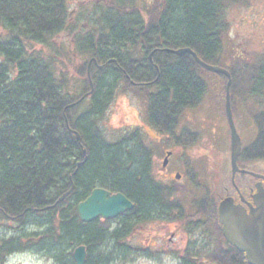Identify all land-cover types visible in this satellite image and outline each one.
Segmentation results:
<instances>
[{"label": "trees", "instance_id": "16d2710c", "mask_svg": "<svg viewBox=\"0 0 264 264\" xmlns=\"http://www.w3.org/2000/svg\"><path fill=\"white\" fill-rule=\"evenodd\" d=\"M252 1L154 0L147 6L114 0L92 17L99 29L82 33L69 28L67 0H0V264L25 250L75 264L79 245L86 249L85 264H113L137 249L151 256L155 252L132 245L129 237L136 225L153 220L175 222L188 234L185 246L173 250L180 264H248L223 237L215 204L204 208L196 200L194 211L185 213L175 183L153 176V151L138 125L111 140L100 121L118 95L133 92L168 146L194 144L198 133L177 129L178 121L184 109L201 102L209 71L189 53L163 49L189 47L208 63L221 59L230 9ZM63 32L84 60L72 82L66 48L58 59L59 52L48 58L35 49L55 46ZM223 67L231 74L234 111L237 97L263 102L264 52L231 56ZM250 113L258 134L244 152L259 146L264 154V110ZM97 187L121 192L133 208L112 219L81 221L77 204Z\"/></svg>", "mask_w": 264, "mask_h": 264}, {"label": "rangeland", "instance_id": "374dc122", "mask_svg": "<svg viewBox=\"0 0 264 264\" xmlns=\"http://www.w3.org/2000/svg\"><path fill=\"white\" fill-rule=\"evenodd\" d=\"M113 1L67 0L70 19L69 28L82 33L90 32L93 28L99 29L98 23L93 22L92 17L98 18L104 9L107 10V7L112 6ZM153 1L137 0V3L148 6ZM229 21L230 31L224 43L226 55L212 62L213 64L225 66L230 64L231 56L264 52V0H253L246 6L231 8ZM72 38L67 32H63L56 36L58 43H61V45L55 42V46L52 45L53 48L46 45H35V49L48 58L55 57L56 53L59 52L60 55L57 56V59L61 56L62 49L66 48L65 50L69 55L64 59V62H68V64L70 62L68 72L71 82L77 78H72V76H76L75 70L80 69L84 63L83 58L74 52L75 44ZM205 81L206 91L199 105L195 108L184 109L179 119V129L180 127H186L198 133V139L192 145L185 148L168 146L164 137L147 122L144 102L133 92L120 94L116 97L100 121L101 128L106 133V137L113 140L121 129L138 125L143 133L145 143L152 148V172L157 180H161L159 171L167 150L173 151L169 156L170 166L177 169L189 168L191 171H195V174H197V176L194 174L195 179H199V177L206 178L209 171L204 168L202 161L206 160L204 156H208L209 164L212 166L218 164V176L221 179L227 171L226 166L230 151L229 127L224 111V79L218 74L206 72ZM239 98L236 99L237 105L244 112L241 113L240 109L236 110L235 124L245 145L253 140L256 132V126L249 117L251 116L250 111L252 110L257 114L262 112L264 110V99L262 103H259L256 99L243 102ZM186 162L188 163L186 164ZM217 169H214V171ZM174 183L176 185L174 197L180 201L185 213L193 212L195 201L201 191L192 184H187L185 180L174 181ZM8 223L11 225V222ZM1 224L3 225L0 220V232L4 230V225L1 226ZM181 226L175 222H164V220H153L136 225L129 237V242L134 246L148 248L150 251L155 252L154 255L143 254L142 250L137 249L113 264H180L177 254L174 255L171 248L178 247L189 239L188 234H185L186 232ZM174 231L175 235L172 243L167 244L170 233ZM6 264L57 263L53 257L45 255V253L36 250H25L9 256Z\"/></svg>", "mask_w": 264, "mask_h": 264}, {"label": "water", "instance_id": "95a60500", "mask_svg": "<svg viewBox=\"0 0 264 264\" xmlns=\"http://www.w3.org/2000/svg\"><path fill=\"white\" fill-rule=\"evenodd\" d=\"M163 50L172 52L178 56L189 53L194 57L195 62L204 70L223 74L226 77L224 108L230 135V163L232 172L234 173L238 170L236 160L242 149V139L237 130L231 108L230 86L232 80L230 72L222 66L214 65L202 60L195 51L189 47H180L177 49L164 48ZM151 55L152 52L149 54L150 60ZM89 64L90 61L88 62V68ZM90 87L88 93L93 91V83L91 79ZM83 98L84 96L80 97L75 103L80 102ZM72 131L77 134V138L80 140L79 133L75 130ZM84 152L86 151L84 150ZM170 154L171 151L166 153L162 162L163 166L167 164L168 156ZM72 190L73 184L58 198L57 202L67 197ZM258 192L259 193L254 196L256 207L252 208L251 206L248 214H246L244 209H241L244 212H240L238 210L239 207L235 206L232 202V198L229 197L224 198L218 206V220L221 224L224 238L230 245L244 253L248 264H264V191L259 190ZM53 205L46 207H51ZM133 206V202L121 192L112 193L105 188L97 187L92 189L90 194L77 204V214L79 219L84 222L94 220L98 217L112 219L133 208ZM72 256L75 264H85V246H77L74 249ZM206 264L216 263L206 262Z\"/></svg>", "mask_w": 264, "mask_h": 264}, {"label": "flooded vegetation", "instance_id": "af4514ba", "mask_svg": "<svg viewBox=\"0 0 264 264\" xmlns=\"http://www.w3.org/2000/svg\"><path fill=\"white\" fill-rule=\"evenodd\" d=\"M254 124L256 126V123ZM257 126L253 140L243 146V151H241L237 158L238 170L234 173L231 170L229 156L226 166L227 171L221 179L218 176V164L212 166L209 164V157L204 156L206 159L205 161H202L204 163V168L210 172V175L208 172L205 179L200 177L199 179H195V173L193 171L186 170L185 168L177 169L176 167H171L170 163H168L166 166L160 167L159 174L161 176V180L159 181L170 184L174 181L185 180L187 181V184H192L196 189L201 191L196 202L198 203L201 201L204 208H210L213 204H215L218 211V205L220 202L224 198L229 197L232 198L234 205L239 207L238 210L240 212H244L241 210L244 209L246 214H248L251 206L252 208L256 207L254 196L259 193V190L264 191V154L258 152L257 149L259 146H255L253 149H247L244 152L246 146L252 144L257 138ZM216 168L218 169L214 171ZM195 175L197 176V174ZM174 235L175 231L170 233L167 244L172 243ZM187 242L188 239L178 247L171 248L172 251H180V249L183 248Z\"/></svg>", "mask_w": 264, "mask_h": 264}]
</instances>
